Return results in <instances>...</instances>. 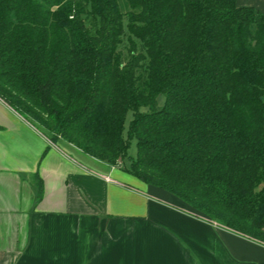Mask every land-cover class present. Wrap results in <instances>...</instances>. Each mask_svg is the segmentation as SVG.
<instances>
[{"label":"trees","instance_id":"obj_1","mask_svg":"<svg viewBox=\"0 0 264 264\" xmlns=\"http://www.w3.org/2000/svg\"><path fill=\"white\" fill-rule=\"evenodd\" d=\"M0 98L51 142L264 244V14L254 7L0 0Z\"/></svg>","mask_w":264,"mask_h":264},{"label":"crops","instance_id":"obj_2","mask_svg":"<svg viewBox=\"0 0 264 264\" xmlns=\"http://www.w3.org/2000/svg\"><path fill=\"white\" fill-rule=\"evenodd\" d=\"M237 3L264 14V0ZM0 264H264V244L51 142L0 98Z\"/></svg>","mask_w":264,"mask_h":264},{"label":"rangeland","instance_id":"obj_3","mask_svg":"<svg viewBox=\"0 0 264 264\" xmlns=\"http://www.w3.org/2000/svg\"><path fill=\"white\" fill-rule=\"evenodd\" d=\"M119 1L121 2L123 0H119ZM161 102H163V101H161ZM132 118H133V113L129 112L128 115H127V118H126V122H125V127L126 128H128L129 122H130V120ZM57 145H58V143H57ZM136 145H137V141H136V139H133L132 140V145H131V148H130V154L134 155L136 153Z\"/></svg>","mask_w":264,"mask_h":264}]
</instances>
